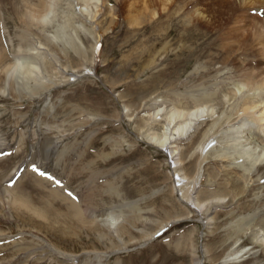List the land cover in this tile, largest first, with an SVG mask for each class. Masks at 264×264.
I'll use <instances>...</instances> for the list:
<instances>
[{
	"label": "rangeland",
	"instance_id": "obj_1",
	"mask_svg": "<svg viewBox=\"0 0 264 264\" xmlns=\"http://www.w3.org/2000/svg\"><path fill=\"white\" fill-rule=\"evenodd\" d=\"M57 2L42 23L34 15L48 0H0V71L17 61L38 67L23 81L22 71L0 72V264H264L256 243L264 223L255 217L264 213V159L246 165L251 175L241 172L242 159L220 160L225 151L235 155L227 131L239 125L229 111L241 93L231 96L238 77L216 74L218 64L202 53L219 54L210 49L216 35L196 21L219 4L170 0L163 13L149 0L138 13L140 0H92L88 9L81 0ZM243 2L250 14L264 10V0ZM149 9L159 14L151 21ZM147 26L157 28L150 34ZM203 62L215 69L207 77ZM219 82L233 88L172 143V159L149 143L167 110L192 109L194 89L216 92ZM222 116L202 153L206 131ZM260 145L244 150L262 152ZM230 169L240 184L227 178ZM194 178L199 207L183 199ZM237 185L243 192L234 195ZM213 197L223 203L208 204Z\"/></svg>",
	"mask_w": 264,
	"mask_h": 264
},
{
	"label": "bare ground",
	"instance_id": "obj_2",
	"mask_svg": "<svg viewBox=\"0 0 264 264\" xmlns=\"http://www.w3.org/2000/svg\"><path fill=\"white\" fill-rule=\"evenodd\" d=\"M41 1H43V0H41ZM91 1L92 0H81V2H83L85 4V7L87 9L90 7L89 4ZM95 1L98 2V0H95ZM158 1L160 2V4H159L160 7H158V8L161 12L164 13L166 8L168 7L170 0H158ZM214 1L219 4L218 5V8H219L218 11L219 12L215 11L214 15L212 17H210L208 15L209 16L208 18L204 17V16L203 17H197L196 21H197V23L200 21H203L206 24L207 29H209L213 34L216 35V39L212 41L213 47L210 49H214L215 52H219V54L214 55L212 52L204 51V49H203L202 53L206 54L213 61H215L214 63H216V65L218 64L219 68L217 67L218 70L215 71L216 74H223L224 72H227V73L229 72L231 74H234L235 77H238L239 83L237 82L238 83L237 85H235L236 83L234 84L235 85V87H234L235 92H234V95H231V96L232 97L236 96L238 92L241 93V94H239L240 97L237 99V102H235V104L233 105V107H231V110L229 111L230 115H232L234 117L239 116V120L237 121V123H239V125L235 128H232V127L228 128V131H227L228 133L231 134V140H230L231 142H230L229 148H230V150H233V153L235 155H231L230 154L231 152H229V154H228V151H229L228 150V151H225L224 153H221V156H220L221 159L220 160H225L227 162L228 161L231 162L232 160L234 161V159H242L245 167L240 166L239 163H237L236 161L235 162L237 164L234 163L233 165L236 164L237 168L242 167L243 171L241 170V172H243L244 175L245 174L249 175L250 174V172L248 170L249 165H250V167H252L253 165H256V163L258 161L262 162V160L264 159V151L260 152V150H259V152L256 153L255 148L250 149V151H246L247 149L244 150V147L247 146L248 144H251L254 147H256L255 145L257 143L262 144V145H260V147L263 146V144H264V134H262V130L264 129V82H262L259 79H256L257 75L259 74L258 72L260 71V69H261V73H264V68H262V66H261V61H260L261 59H259V61H257L255 58V50L256 51L259 50V53L262 52L264 54V10L259 12V13H257V11H256V13H255L256 15H255V14H250V11L249 12L244 11V9L239 8V6H243L242 5V3H244L243 0L241 1L242 3L240 2L241 4H239V3L237 4L236 0H214ZM46 2H47V0H46ZM149 3H150L149 0H140V5H139L140 9L138 10V13L142 12L143 10L145 12L148 11L146 9V7H149L148 6ZM222 3H223V5H221ZM57 4H58L57 0H48V3H46L43 6V8L40 9L39 13H36V15H34L35 16L34 18H39L40 22H42V23L46 22L50 16V14H52V12L54 13L55 6ZM100 4H101V2H100ZM244 7H246V6H244ZM222 10H224V11H222ZM149 11H152V9L151 10L149 9ZM27 13H29V12H27ZM92 13L93 12H91L89 14H92ZM96 13L97 12L92 14L93 19L96 16ZM156 13H157L156 11L150 12L147 18H149V20L150 19L153 20L156 17ZM199 13H201V12H199ZM141 15L142 14H140L139 17ZM157 15H159V14L157 13ZM135 16L136 15L134 14V17ZM132 17H133V15H132ZM138 20H139V18L137 17L135 21L138 22ZM136 22L133 23L134 26L139 24ZM232 22L234 23L233 26H229L230 23H232ZM155 24H157V20H155ZM147 28H150V34H151V32H154V30L157 28V26H150V27L147 26ZM155 33H157V31H155ZM155 33L153 34V37L150 36L148 42L155 39V36H156ZM164 36L165 35L160 36L159 40L161 42L164 41L163 40ZM24 38H25V36H24ZM63 39H65V37ZM71 40L68 39L69 44H71ZM24 43L26 44V42H24ZM205 50H207V48ZM203 54L201 56H203ZM239 55H242L241 56L242 58H240V59H241V61L243 60V62H240L239 60H237ZM0 57L2 58V61H3L4 56H0ZM260 57H262V54H260ZM256 61L258 64H260L259 71H256L254 68ZM21 63L22 64L25 63L26 65L23 66ZM203 64L205 65V75L207 77L209 75V73L211 72L208 70L209 69L215 70V69H213V67H209V64H207L206 62H203ZM36 66L37 65L33 64L31 61H29V62L17 61L16 63H12L11 65H9L7 67H3L0 72H3L5 74H9L11 72H14V69L19 70V72L22 71L20 73V75H21L20 81H23L25 78H28L29 76L30 77L34 76L35 71L36 72L38 71V67H36ZM196 71L202 72V75L204 74L201 69L196 68ZM199 75H200V73H199ZM10 76H11V74H10ZM35 76H36V74H35ZM231 86H232L231 82L230 83L229 82H219L216 84V87H217L216 92L213 91L214 92L213 93V92L207 91V88L204 87L202 84L199 85L197 87L198 89H196V90L194 89L193 93H191L192 95H190V97H189V100L191 101V104L193 106L192 109H190V110L172 109L169 111L167 110L166 114L167 113L168 114L165 115L167 120L165 119L166 123H165V127H164L163 131L161 133H158V134L152 133L148 136L147 135L145 136V134H144L145 138H147V140L149 141V143L151 145L155 146L156 148L160 149L161 151L163 150L164 152H167V154H169L170 158L172 159V157L175 155V152L172 150V147H171L172 143L177 141L178 139L182 140L186 136V133L190 132L191 129H193L194 125H196V124H197V126L200 125L202 123L201 120L203 119L204 114L208 111L210 105H213L214 104L213 102H219V103L221 102L219 100V98H220L219 93L223 90L227 91V90L233 88ZM229 91H231V90H229ZM232 94H233V92H232ZM149 107H151V106L149 105ZM258 109H259V113L257 111ZM256 111H257L258 115H256V113H255ZM157 112H155L151 115L152 120L154 118L156 119V116L157 117L159 116ZM208 113L212 114V113H214V110L211 109L210 112L208 111ZM240 113H242V114H240ZM223 118H224V116L220 117L219 119L217 118V121L214 122L213 124H211V126L209 127L208 130L206 129L207 131L204 135L205 139L203 140V142L199 146V149L202 153L205 152V149H207V147L210 146L211 141L214 140V139H212V136H213L212 134H214V129L217 126H219V124H220V122H222ZM198 122H199V124H198ZM197 130H198V128H197ZM244 132H245V136L242 137ZM232 135H235L234 139L232 138ZM241 137H242V139H244V141L240 140ZM256 148H258V147H256ZM236 149H237V151H235ZM261 150H264V146H263V149H261ZM202 155L204 156L205 154H202ZM217 155H220V154H217ZM255 156H256V158H252ZM232 157H233V159H232ZM246 165L248 167H246ZM233 171H234L233 169H230L229 171H227V174H226L227 178L230 179V182L232 183V185L234 184L235 179L237 180V181L235 180V182H238L240 184V182H239L240 177L235 178L234 176H231V172H233ZM197 176H198V174H197ZM181 178L182 179H180V180H183L184 183H187L185 181V176H183ZM242 178H244V176H242ZM194 182H195V178H194L193 183L191 182L193 185H191L189 187V189L187 188L188 192H186L187 194H186V196L183 197V199H186L187 204L189 203V201H191V204L193 205V207L194 206L199 207L204 202L200 203L199 198H192L191 199V193L190 192L193 190V188L195 186ZM196 183L198 184V182H196ZM188 184L190 185V182ZM183 186H184V184H183ZM238 192H243V189L241 190V188L237 185L235 188L234 195H237ZM56 194L57 193L54 191H49L48 196L51 197V199H52V197L56 196ZM203 194L206 196H209V197H210V195H212L210 192L203 193ZM203 194H201V195H203ZM214 195H216V194H214ZM231 196H232V194H231ZM204 198H205V196H204ZM51 199L49 198V200H51ZM222 200H223V198L220 199L218 197H213V199H211L208 204H210V203L212 204L213 201H215L214 204H219L221 202L223 203ZM11 202H12V204H14V203L17 204V202H18L17 198H12ZM228 202H229V200H228ZM71 212L74 214V216L77 220L80 219L82 216V214L80 213V210H78V208H76L75 205H71ZM258 214L259 215L255 216V217L257 218V217L262 215L260 218V219H262L260 221V223H262V222L264 223V213L261 214V212H260ZM244 221H245L244 217H241L238 219V222H240V223L244 222ZM256 243L259 244L260 246L264 245V238L262 239V235L258 238V240H256Z\"/></svg>",
	"mask_w": 264,
	"mask_h": 264
},
{
	"label": "snow or ice",
	"instance_id": "obj_3",
	"mask_svg": "<svg viewBox=\"0 0 264 264\" xmlns=\"http://www.w3.org/2000/svg\"><path fill=\"white\" fill-rule=\"evenodd\" d=\"M41 175H43V173H41Z\"/></svg>",
	"mask_w": 264,
	"mask_h": 264
}]
</instances>
